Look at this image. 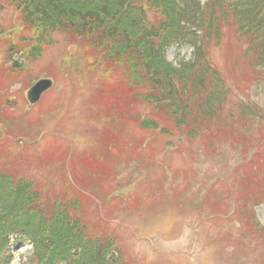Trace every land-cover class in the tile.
Instances as JSON below:
<instances>
[{"label":"rangeland","instance_id":"obj_1","mask_svg":"<svg viewBox=\"0 0 264 264\" xmlns=\"http://www.w3.org/2000/svg\"><path fill=\"white\" fill-rule=\"evenodd\" d=\"M22 13L10 3L0 13L6 33L0 36L4 171L33 182L45 207L75 201L70 217L78 218L89 236L116 240L124 264H264L259 227H264V141L259 139L264 138V81L250 72L248 61L241 64L237 36L227 34L225 26L224 46L211 49L228 92L224 125L188 140L156 104L144 100L147 89H134L117 75L104 82L99 69L85 66L84 51L77 50L64 71L73 43L62 31L51 34L50 45H43L24 70L12 71L9 49L29 55L34 34ZM192 57L187 45L171 47L166 55L174 64ZM75 63L83 65L82 73L73 69ZM40 78L53 79V88L29 108L26 90ZM136 95L143 97L135 100ZM115 106L130 113L122 128L104 113ZM154 117L159 129L141 126ZM165 127L170 134L162 132ZM97 159L99 182L90 178ZM87 178L95 183L88 185ZM12 250L13 264L32 252L20 242Z\"/></svg>","mask_w":264,"mask_h":264},{"label":"trees","instance_id":"obj_2","mask_svg":"<svg viewBox=\"0 0 264 264\" xmlns=\"http://www.w3.org/2000/svg\"><path fill=\"white\" fill-rule=\"evenodd\" d=\"M4 3L20 9L35 29V54L51 42V34L64 32L84 51L88 70L99 69L104 82L117 75L134 89H147L144 100L156 104L188 140L224 125L228 92L224 76L212 65L211 49L224 46L225 26L245 46L241 64L248 61L250 72L264 81V0H0V11ZM174 45L193 48L192 59L178 66L167 61L166 51ZM241 64L237 61L235 68ZM82 66L75 63L73 69L82 73ZM108 110L107 121L121 128L124 116L130 117L116 106ZM240 110L242 116L248 114L247 106ZM3 115L7 118L5 111ZM157 121L144 119L141 126L157 130ZM162 132L170 134L167 127ZM95 164L90 178L99 182L102 165L98 159ZM1 166L0 255L8 251L13 234L31 240L41 264H124L116 240L89 236L79 219L70 217L75 201L45 207L33 182L14 179ZM108 177L114 174L108 172ZM91 179H86L88 185L95 183Z\"/></svg>","mask_w":264,"mask_h":264},{"label":"water","instance_id":"obj_3","mask_svg":"<svg viewBox=\"0 0 264 264\" xmlns=\"http://www.w3.org/2000/svg\"><path fill=\"white\" fill-rule=\"evenodd\" d=\"M53 85V81L50 79L41 80L32 90L28 93V99L31 104L37 103L42 95L49 90Z\"/></svg>","mask_w":264,"mask_h":264}]
</instances>
